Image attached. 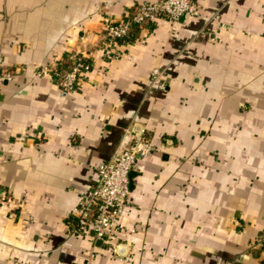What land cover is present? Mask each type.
I'll return each mask as SVG.
<instances>
[{
    "label": "crops",
    "instance_id": "1",
    "mask_svg": "<svg viewBox=\"0 0 264 264\" xmlns=\"http://www.w3.org/2000/svg\"><path fill=\"white\" fill-rule=\"evenodd\" d=\"M154 1L0 0V264H264V0H196L103 48ZM71 51L92 60L74 90L32 76ZM140 132L112 245L70 234L94 167Z\"/></svg>",
    "mask_w": 264,
    "mask_h": 264
},
{
    "label": "built area",
    "instance_id": "2",
    "mask_svg": "<svg viewBox=\"0 0 264 264\" xmlns=\"http://www.w3.org/2000/svg\"><path fill=\"white\" fill-rule=\"evenodd\" d=\"M187 14L198 15L196 0H158L138 5L132 14L127 11L120 19L104 24L100 33L103 48L114 52L116 46L123 43L121 39L126 32L134 25L152 23L156 19L175 22ZM88 57L83 51H71L67 56L69 68L64 72L60 73L57 68L40 67L32 76L50 74L60 90H74L82 75L92 68V60ZM158 74L156 68L150 71V83L161 89L163 84L157 80ZM13 75L12 71L2 68L0 64V84ZM150 149L151 145L144 135L141 132L134 133L127 146L116 148L113 155L94 167L92 186L80 196L71 212L70 234L90 230L96 240L104 245H112L113 236L120 231V216L129 203L128 171Z\"/></svg>",
    "mask_w": 264,
    "mask_h": 264
},
{
    "label": "trees",
    "instance_id": "3",
    "mask_svg": "<svg viewBox=\"0 0 264 264\" xmlns=\"http://www.w3.org/2000/svg\"><path fill=\"white\" fill-rule=\"evenodd\" d=\"M138 6V5H137ZM137 6H133L131 7L128 12L130 14L133 13V10H135V8ZM146 23H142L140 26L134 25L132 27L129 28V30L126 32L125 36L121 39L122 42H132L137 38V34L140 31L141 28H143V26ZM79 57V55H78ZM80 58V57H79ZM90 58V57H88ZM57 70L61 73L64 72L65 70H67L69 68V60L67 57H64L62 59H60L57 63ZM144 136H146L145 134H143Z\"/></svg>",
    "mask_w": 264,
    "mask_h": 264
},
{
    "label": "water",
    "instance_id": "4",
    "mask_svg": "<svg viewBox=\"0 0 264 264\" xmlns=\"http://www.w3.org/2000/svg\"><path fill=\"white\" fill-rule=\"evenodd\" d=\"M91 234L93 235L92 231H91ZM98 241H99V240H98ZM99 242H100V241H99ZM119 246H120V245H119ZM119 246H118V247H119Z\"/></svg>",
    "mask_w": 264,
    "mask_h": 264
}]
</instances>
